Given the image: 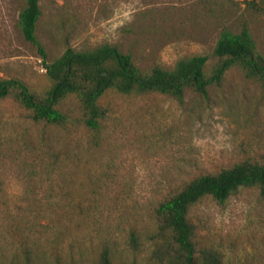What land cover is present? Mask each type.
<instances>
[{
  "label": "rangeland",
  "instance_id": "rangeland-1",
  "mask_svg": "<svg viewBox=\"0 0 264 264\" xmlns=\"http://www.w3.org/2000/svg\"><path fill=\"white\" fill-rule=\"evenodd\" d=\"M23 5L0 0V79L17 78L41 94L49 80L36 46L17 28ZM38 5L35 36L46 61L68 47L107 43L129 53L143 71L204 55L208 72L219 33L241 25L264 58V0ZM100 104L106 113L101 139L89 146L81 129L45 128L10 97L0 99V264H93L102 239L111 243L112 264H165L154 256L151 237L153 208L167 188L264 154V91L237 66L204 96L185 89L177 101L155 92L108 91ZM76 202L94 214L93 229L75 231L77 219L63 208ZM189 219L197 242L217 251L222 264H264V195L256 187L238 188L222 203L205 197L190 208ZM53 226L75 238H53Z\"/></svg>",
  "mask_w": 264,
  "mask_h": 264
},
{
  "label": "trees",
  "instance_id": "trees-1",
  "mask_svg": "<svg viewBox=\"0 0 264 264\" xmlns=\"http://www.w3.org/2000/svg\"><path fill=\"white\" fill-rule=\"evenodd\" d=\"M39 15L38 0H24L17 28L26 41L36 46L49 86L37 94L17 78L0 79V99L10 97L27 112L31 121L45 128L66 133L81 129L88 135L89 146H97L101 139L106 113L100 98L108 91L121 95L155 92L181 101L185 89L204 96L211 85L220 83L231 66H237L245 78L257 81L264 91V58L255 51L244 25L236 32L224 29L219 33L212 50L216 61L208 72L204 71L207 60L204 55L182 57L168 69L153 66L143 71L129 53L107 43L87 50L68 47L46 61V54L35 36ZM49 167L52 168V164ZM241 187H256L264 195V154L257 161H240L217 172L198 174L169 186L153 208L154 256L165 264H222L217 251L201 247L197 242L189 211L205 197L222 203ZM63 209L77 219V233L94 228V214L82 202ZM52 228L53 238L62 240L67 235L75 238L76 233L71 234L68 228ZM129 244L133 248L137 245L132 233ZM93 264H112L109 240L100 241Z\"/></svg>",
  "mask_w": 264,
  "mask_h": 264
}]
</instances>
